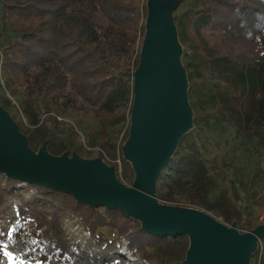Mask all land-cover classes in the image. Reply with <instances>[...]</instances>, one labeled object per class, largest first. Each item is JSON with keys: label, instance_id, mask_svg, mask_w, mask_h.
Segmentation results:
<instances>
[{"label": "trees", "instance_id": "trees-1", "mask_svg": "<svg viewBox=\"0 0 264 264\" xmlns=\"http://www.w3.org/2000/svg\"><path fill=\"white\" fill-rule=\"evenodd\" d=\"M0 2L2 25L19 34L0 50L4 90L1 106L20 116L14 119L10 114L33 150L46 141L47 150L53 155L66 150L81 153L83 144L76 130L82 133L83 117L103 120L102 112L117 116L127 104L131 108L133 83L127 76L139 61L137 43L143 36V1ZM193 3L196 9L195 15L188 17L190 24L185 27L182 19L176 22L179 40L183 45L192 41L200 55L213 65L211 80L218 91L217 100H209L211 115L219 119L222 113H228L229 119L220 120L219 125L231 126L238 135L241 116L253 121L254 110L264 108V91L258 89L255 75L257 67L264 73V1ZM185 68L195 128L179 140L157 179L156 197L164 202L174 201L162 189L169 179L176 185L187 183L189 191L200 198L207 196L213 184L203 157L217 145L200 131L199 126L204 128L207 123L198 120L199 110L194 103L197 87L204 78L188 60ZM65 114L74 115L76 122L69 124L59 119ZM248 134L256 137L253 123ZM126 137L127 134L122 141ZM84 139L87 141L88 137ZM117 157L121 166L128 165L121 151ZM123 176L128 177L127 173ZM21 189L26 194L34 190V195L27 199ZM10 198L15 203L17 222L8 235L5 228L0 229V254L7 255L12 264L35 254L42 263L57 256L70 260V264H103L109 254L117 252L115 240H109L103 229L113 230L116 237L126 241L130 252L150 264H179L169 257L165 247L174 241V235H151L119 208L89 207L67 193L4 177L0 183V221ZM63 212L78 219L98 252L70 243L62 227ZM24 225L30 230L20 237ZM186 249L187 245L182 248L183 257ZM258 253L257 247L250 264H258Z\"/></svg>", "mask_w": 264, "mask_h": 264}, {"label": "water", "instance_id": "water-1", "mask_svg": "<svg viewBox=\"0 0 264 264\" xmlns=\"http://www.w3.org/2000/svg\"><path fill=\"white\" fill-rule=\"evenodd\" d=\"M176 5L177 0L165 1L154 20L146 21L137 67L128 74L133 98L121 154L133 171L131 186L100 159L69 156V150L53 155L46 141L39 151L40 146L33 150L1 105L0 174L67 193L89 207L119 208L151 235L184 234L188 239L184 264H250L264 240V223L240 234L204 211L156 197L157 179L191 124L188 78L179 61L180 44L172 20Z\"/></svg>", "mask_w": 264, "mask_h": 264}, {"label": "rangeland", "instance_id": "rangeland-1", "mask_svg": "<svg viewBox=\"0 0 264 264\" xmlns=\"http://www.w3.org/2000/svg\"><path fill=\"white\" fill-rule=\"evenodd\" d=\"M145 8L143 19L141 22L143 34L145 32V23H150L154 20L157 13H153L155 0H142ZM167 0H158L157 4L159 12L162 5ZM194 0H177V5L172 11V20L175 25L177 35L178 28L176 22L183 20V25L186 27L190 24L191 15L196 9ZM264 1V0H263ZM149 6V16L147 18V10ZM0 50L5 46L6 42L18 37V32H14L2 25L1 21V2H0ZM143 37V36H142ZM142 38L137 43L139 50ZM180 44L179 61L182 67L185 68V61L188 60L196 69L203 75L204 81L197 87L198 94L195 96L194 103L199 110L198 120H205L206 126L200 125V131L205 136H210L217 147L214 150H209L204 154L206 168L212 179V187L205 198H200L189 191L188 184L181 182L174 184L173 180H168L163 185L162 189L174 198V201H161L170 205L181 206L186 205L188 208H194L204 211L218 221L228 227H234L240 234L246 233L256 226L264 223V108L253 112V121H246L243 116L240 118V131L238 135L233 133L231 126L219 125L220 120H226L228 113L224 112L220 118L213 117L209 109V100H217V91L213 86L211 77L213 76V65L208 61L207 57L200 55L194 48V43L189 41V44L183 45L178 36ZM264 43V35L262 37ZM262 61V60H261ZM255 75L257 76L256 84L258 89L264 91V73L261 67L256 68ZM133 83L130 75L127 76ZM189 84V81H188ZM2 77L0 75V100L4 95ZM190 104V101H189ZM1 105V103H0ZM127 104L124 111L117 116L111 115L109 112H102L103 120L94 117H83L82 133L76 132L81 136L83 151L78 153L69 150L67 155L72 156L77 154L84 159H100L105 164L114 167L117 178L127 186H131L133 181V171L130 164L126 167L121 166L118 159V152L121 151L124 141L123 137L129 131L130 124V109ZM129 109V112H128ZM109 113V114H108ZM9 114H13L14 119H17L18 114L12 109ZM240 113L236 114L239 115ZM241 115V114H240ZM191 124L189 130L195 128L194 117L195 111L190 105ZM69 124H74L76 118L74 115L65 114L59 117ZM111 121L110 123L107 121ZM254 124L256 137L248 134L251 124ZM216 124V125H215ZM222 127V128H221ZM207 129L213 130L211 132ZM246 129V131H245ZM221 130V131H220ZM84 136L88 137L86 141ZM204 139V136H201ZM42 148L40 146L37 151ZM116 164V167L115 165ZM126 171V172H124ZM127 173L128 177L123 174ZM4 182V175L0 174V183ZM22 195L29 199L34 195V190L26 194L25 189L20 190ZM183 201H187L186 203ZM12 219V220H11ZM17 222L15 203L10 198L7 201L4 218L0 221V229L5 228L6 234H9L11 226ZM62 227L68 236L70 243L77 244L89 252L97 251L93 245L89 233L85 231L78 219L68 212H63L61 215ZM27 225L21 229L20 237L27 231ZM30 230V229H28ZM102 232L110 240H115L117 252L109 254L103 264H150L149 260L139 257L137 254L130 252L126 247V241L122 237H116L113 230L103 229ZM174 241L166 247L168 255L179 264H184L186 252L182 256V248L187 245L188 239L184 234H175ZM263 243V242H262ZM258 245L259 253L257 263L264 264V243ZM28 251H32L31 248ZM98 252V251H97ZM0 264H12L5 254H0ZM19 264H70V260L66 258H58L51 256L45 263H42L38 255H30L26 259L19 261Z\"/></svg>", "mask_w": 264, "mask_h": 264}, {"label": "bare ground", "instance_id": "bare-ground-1", "mask_svg": "<svg viewBox=\"0 0 264 264\" xmlns=\"http://www.w3.org/2000/svg\"><path fill=\"white\" fill-rule=\"evenodd\" d=\"M157 2H158V0H155V2H154V3H155V4H154V8H155V9H154V10H152V12H153V13H157V12H159V10H158V9H159V7H158V4H157Z\"/></svg>", "mask_w": 264, "mask_h": 264}]
</instances>
